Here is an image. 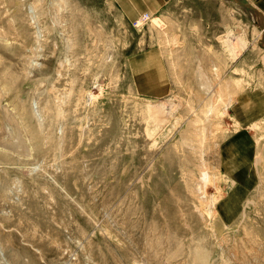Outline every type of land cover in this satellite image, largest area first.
<instances>
[{"label":"rangeland","instance_id":"obj_1","mask_svg":"<svg viewBox=\"0 0 264 264\" xmlns=\"http://www.w3.org/2000/svg\"><path fill=\"white\" fill-rule=\"evenodd\" d=\"M256 25L229 60H170L180 33L107 0H0V264H264V117L247 184L219 160L237 95L264 90ZM156 45L172 89L150 100L128 62ZM222 194L234 216L213 213Z\"/></svg>","mask_w":264,"mask_h":264},{"label":"crops","instance_id":"obj_2","mask_svg":"<svg viewBox=\"0 0 264 264\" xmlns=\"http://www.w3.org/2000/svg\"><path fill=\"white\" fill-rule=\"evenodd\" d=\"M107 1L129 24L146 14L152 20L166 23L175 34L180 33L182 51L170 60H229L242 27L250 34L256 32L258 17L264 31V0ZM241 58L239 54L236 60ZM166 60L169 59L158 45L129 59V75L136 94L150 100L170 94L172 82ZM231 116L243 133L222 143L219 160L227 178L235 183V175H244L240 172L243 167L240 162L250 160L252 140L246 128L264 117V90L248 88L240 92L232 104Z\"/></svg>","mask_w":264,"mask_h":264},{"label":"bare ground","instance_id":"obj_3","mask_svg":"<svg viewBox=\"0 0 264 264\" xmlns=\"http://www.w3.org/2000/svg\"><path fill=\"white\" fill-rule=\"evenodd\" d=\"M150 107V106H149ZM162 107V106H161ZM160 111V110H159ZM161 112V111H160ZM152 115V114H151ZM164 116V115H163ZM150 122V121H149ZM151 123V122H150ZM253 151V150H252ZM252 153V152H251ZM203 167V166H202ZM201 168V167H199ZM199 171V170H198ZM203 172V169H202ZM201 174V173H200ZM209 176L207 175V173H202L201 174V180L204 182H207L209 180ZM245 177L244 175H240L237 174L234 176V181L236 182H243L244 184H247V181H245ZM249 179L253 181L252 177L249 176ZM247 180V179H246ZM253 183V182H252ZM255 183V182H254ZM242 188V187H241ZM198 189V188H197ZM192 190V189H191ZM232 190V189H230ZM193 191V190H192ZM195 192V191H194ZM226 195V193H225ZM224 194H222V196H220V199H215L212 200L211 203V207L213 206L214 209H212L213 213L217 214V212H219L220 218H224V217H229L230 215L234 216V214L239 210L240 205L239 202H236L237 199H235L233 196L231 197L230 195L228 197H226ZM199 196V195H198ZM202 196H200L199 199H201ZM215 204L217 206V210H215ZM204 205V204H202ZM212 207V208H213ZM201 209V208H200ZM207 209V208H206ZM212 213V214H213ZM237 215V214H236ZM241 215H243V211L241 212ZM213 216V215H212ZM233 221V220H232ZM231 221V222H232Z\"/></svg>","mask_w":264,"mask_h":264},{"label":"built area","instance_id":"obj_4","mask_svg":"<svg viewBox=\"0 0 264 264\" xmlns=\"http://www.w3.org/2000/svg\"><path fill=\"white\" fill-rule=\"evenodd\" d=\"M149 16L148 15H143L137 22H135V23H133V25L135 26V27H137V26H139L141 23H144V22H146V21H148L149 20Z\"/></svg>","mask_w":264,"mask_h":264}]
</instances>
